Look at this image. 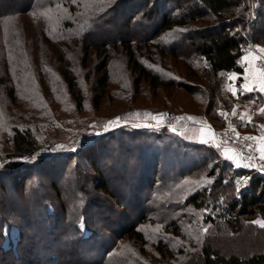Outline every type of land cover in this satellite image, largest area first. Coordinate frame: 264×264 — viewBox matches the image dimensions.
I'll list each match as a JSON object with an SVG mask.
<instances>
[{
	"label": "rangeland",
	"instance_id": "obj_1",
	"mask_svg": "<svg viewBox=\"0 0 264 264\" xmlns=\"http://www.w3.org/2000/svg\"><path fill=\"white\" fill-rule=\"evenodd\" d=\"M14 1L16 11H11L10 7L0 11V166L6 161L5 155L12 151L16 127L30 130L40 146H52L51 152L58 156L46 161L54 170L42 171L35 166L31 173L27 171L28 185L18 194L12 188L14 183L0 171V184L7 188L5 194L0 189V210L14 208L27 214L22 203L26 204L27 210L36 205L30 212L33 220L38 213L42 216L45 211L58 209L63 220L58 221L59 238L55 245L66 249L64 254L69 253L62 257L71 254L74 246L71 242L76 238L81 242L86 238L88 242L85 243L89 246L86 250L83 243L76 249L79 251L76 257L81 260L74 258L73 264H78L76 260H80V264H191L188 262L191 255L208 240L219 245L225 254H242L250 249L249 243L257 246L254 231L249 226L261 230L256 242L264 245V227L253 223L264 220V213L247 219L246 227L238 234L232 225L219 217L222 211L218 203L223 201L215 202L217 177L209 176L208 172L210 165L222 164V149L232 150L230 155L236 153L222 145L217 149L200 142L201 139H213L215 131L238 118L241 119L238 130L257 140L261 148L260 136L264 137V131L258 132L259 137H256L243 119L251 106L247 104L238 112L240 102L244 100L237 101L230 112H223L226 122L222 127L207 128L210 119L204 114L206 100L180 84L154 86L149 80H142L138 86L127 55L117 42L125 35L141 40L142 48H145L149 41L153 55L144 56L143 63L165 80L193 86L188 81L192 75L197 83L208 84L204 62L195 57L188 37L189 34L192 38L198 36L200 30L196 24L192 23L189 28H174L158 39L148 40L152 29L149 20L138 17L139 22L129 29L123 24L125 18H121V14L115 15L123 10L125 3L130 2L133 9L137 3L143 4L142 0H38L29 11L26 10L27 2ZM246 1L252 7L250 13L255 12V7L258 8L256 0ZM71 4L77 12L73 17L68 13ZM110 7L116 8L99 20L103 24L93 31L91 39L79 36L87 33L91 17ZM193 29L197 30L195 35H192ZM255 47L250 45L252 49ZM172 51L179 55L174 56ZM104 55L108 56L107 61ZM105 64L108 86L97 106L98 79ZM65 70H70L77 78L83 92V108L78 107L66 84ZM240 79V82L239 78L233 80L229 75L230 89L235 87L237 96L242 95L243 79ZM149 113L172 114L179 118L177 132L162 126H145L158 122L147 115ZM116 117H120L116 126L108 125V130L103 131L106 122ZM137 124L141 126L136 127ZM138 130L143 132L138 133ZM93 152L98 158L97 167L87 160ZM153 161H158L162 177L159 176L158 185L154 184L150 189L142 182L151 172L148 166ZM51 175L58 188L56 191ZM225 175L222 174L227 178ZM240 181L239 190L248 179ZM102 183L108 191L96 190ZM233 191L237 192V189ZM194 194L202 195L200 208L189 201ZM220 194L228 193L225 189ZM63 205L67 213L62 210ZM83 209L86 211L82 213ZM65 214L69 221H65ZM141 215L146 220L143 223L140 220L137 229L143 233V240L120 237V224L133 223ZM91 219L96 221V227H91L95 231L87 225ZM173 222L179 225L178 233L169 227ZM39 230L38 237L42 240L35 241L38 244L44 242L42 245L46 247L45 251L42 247L39 252H51L46 245L48 241L44 240L46 233L43 228ZM22 234L18 225L6 220L0 212L2 248L16 252ZM239 235L241 239H236ZM102 243L107 246V251H102L104 247L92 249V245ZM160 243L166 245L165 249L158 248ZM4 253L3 250L0 256ZM3 262L0 260V264H6Z\"/></svg>",
	"mask_w": 264,
	"mask_h": 264
},
{
	"label": "trees",
	"instance_id": "obj_2",
	"mask_svg": "<svg viewBox=\"0 0 264 264\" xmlns=\"http://www.w3.org/2000/svg\"><path fill=\"white\" fill-rule=\"evenodd\" d=\"M23 1L27 2V11H29L31 7L37 5L38 2V0ZM142 1L143 4L137 3L133 9L130 2L126 1L127 3L122 5L124 6V8L122 7L123 10L121 12L117 11L115 15L117 16L118 14H121V18H125V23L123 24L129 29L133 28L134 25L139 22H137L138 17L149 20L151 25L150 28L152 29L149 32L150 34L148 40L158 39L160 36L174 28H189L192 23L196 24V26H198V31L200 30L198 36H193L194 38H192L189 34L188 37H190V45L193 48L195 57H198L204 62L203 71L204 76L208 78V84H203L201 82L197 83L198 80L196 81L192 75H189L190 78L188 81L190 83L192 82L194 87L184 82L177 83L176 80H165L159 73H156L143 63L142 58L144 56L153 55L151 50L152 44L148 40H145L148 42L145 43V48H142L143 46L141 44V40H136L133 37H126L125 35H122L117 39V42H120L122 45V48L127 55L128 63L132 71L137 76V85L139 86L142 80H149L150 82L154 83V86H178L180 84L187 91H194L193 93L202 98L201 100H206L204 114L210 119L208 121L210 128L215 130L222 127L226 122V116L221 115V112H230L234 107L235 102L250 98V95L248 94L234 96L232 90L230 89L229 75L232 72H238L240 74L243 73L244 68L241 58L243 54L250 49L251 44L264 47V0H256L255 3L258 5V8L256 6L254 9L255 12L252 13H250L252 11V7L246 0ZM117 2L115 6L118 5ZM72 5L73 4L70 6L72 9L69 8L71 12L68 11L71 17L77 13L74 11L75 9ZM5 7L12 8L11 11H16V9H18L16 1L0 0V11L4 10ZM114 8L110 7L108 10L100 12L99 14L91 17L88 25L90 29L88 28L87 33L84 35L80 34L79 36L91 39L94 36L93 31H96V29L101 27L103 24L99 22V20L101 18L104 19L107 14L112 13ZM125 11H128L127 15L124 14ZM141 21L142 20H140V23ZM196 31L197 30L193 29L191 31L192 35H195ZM109 40L114 41L113 38H110ZM171 53L174 56L179 55L178 52L172 51ZM104 58L106 61L108 60V56H105ZM106 66L107 65L105 64L104 69L101 70L102 75L98 79V92L95 98V103L97 106L100 105L101 99L105 95L108 86L109 76ZM63 76L71 94H73V97L76 100L78 107L83 108V92L78 85L76 76L70 70H65L63 72ZM238 78L240 82V78H242V76H239ZM159 126L169 128L165 125ZM139 131L140 130L137 132H143ZM13 145L12 151L5 155L6 161L0 166V171L3 173L5 172L7 179L14 183L12 188L17 191L16 194H18L24 191L25 185H28L26 184L27 171L28 174L31 173L32 168L35 166L41 168L42 171L46 169L48 171L54 170V168L50 167L46 161L47 159L58 156V153L51 152V148H53L52 146H40L34 133L28 129L23 130L19 127L14 129ZM197 147L200 148V145H197ZM95 155L96 153L93 152L87 156V160H90V165L93 167H97L98 158H96ZM33 157H35V159H33ZM94 158L96 160H94ZM221 159L222 164L215 163L210 165V171L208 172V175L217 177L214 184V189L218 192L215 193V202H219L221 198H224V200H221L223 202L218 203V207L221 208L222 211V213L219 214V217L227 221L229 225H232L233 230L238 234L246 227L245 221L247 219H252L258 214L264 213V172L262 173L259 169H249L244 166L236 167L231 161L226 160L224 156H221ZM153 162L154 163L151 164L150 167L148 166L151 172L149 173L148 171L149 174L146 176V181L142 182L144 187L146 186L150 189L152 186H154V184L158 185V177H162V174L159 173L160 169L158 166V161ZM223 173L227 175L225 176L228 179L222 176ZM53 178L54 176H52L51 183H53V188L56 191L58 188ZM243 178L248 179L247 184L242 186L239 191H233L234 189H237V182L239 181L240 185V180ZM29 181L30 180H28V182ZM41 187L44 188L43 184ZM0 189L5 194V190H7V188L3 183L0 184ZM107 189V186L102 183L98 185L96 190L108 191ZM225 189L228 194H220V191H225ZM201 196L202 195L200 194L192 195L189 198L190 203L200 208L203 201ZM41 203L44 202H40V204ZM22 205L24 207V211L27 212V214H21L22 211L14 210V208H10L9 210H7V208H3V210H0V212L4 213L5 219H9L11 222L18 225L20 232L23 233V239H21L18 243L16 252L10 249H4L0 245V253H3V250L5 251V253L0 256V260L4 261L3 263L73 264L75 262L74 258L81 260L79 256L76 257V254L79 252L76 249L82 243L85 245V247H83L84 250L89 247H86L87 244L85 243H88L87 240H85L86 238L82 242L79 240V238H76V240L72 241L71 243H74V246L72 247L71 254L65 258L62 257V254L68 255L69 253L64 254L63 252H65L66 249L62 250L56 246L59 238V236H57L56 228L59 226V219L62 218L63 220V216H60L58 209H56L54 212L45 211L42 216H40L38 213L36 214V218H33L32 220L33 213L30 212L36 207V205H34V207L29 210L26 209L25 203H22ZM62 210L67 213L65 205H63ZM84 211L86 210L83 209L82 213ZM17 216L20 217L19 220L17 219ZM145 220V216L143 217L141 215L140 219L134 221L133 223L130 222L122 226L120 224V237H131L135 238L137 241L143 240V233L137 229V223L139 221L143 223ZM65 221H69L67 214H65ZM87 225L90 227L91 231H95L91 227H96V221L91 219ZM178 226L179 225L173 222L169 227L170 229H174L175 233H178ZM249 227H251V229L254 231L253 239L255 245L257 244L256 247H253L254 245L249 243L248 245H250V249H248L246 252H243L242 254H225L219 245L208 240L199 250L191 255V259L188 262L191 264H264V245H260L259 242H256V240H259L260 238L258 233L261 234V230L256 228L254 229L252 226ZM39 228H43V231L46 233V238L44 240H46L45 242L48 241L46 245H48L47 247L49 249H47L51 252H39L40 250L42 251V247L45 244L42 242L40 243L41 246H38L40 244L35 241L38 239V241L42 240L40 237H38ZM32 230L33 232H31ZM40 231L41 229L39 232ZM235 238L239 239L240 235L236 236ZM26 240L35 245L31 246V244H26ZM55 247L57 249H55ZM93 247L97 249L104 247L102 251H104V249L107 251V246H105L104 243L94 244L92 245V249H94ZM165 247L166 245L163 243L158 245L160 250L165 249ZM36 248L38 249L36 250ZM45 248L46 247H43V250ZM34 249L35 251L33 252ZM39 253L41 255H39ZM28 256L32 258L28 259ZM80 260H76V262L80 264Z\"/></svg>",
	"mask_w": 264,
	"mask_h": 264
},
{
	"label": "crops",
	"instance_id": "obj_3",
	"mask_svg": "<svg viewBox=\"0 0 264 264\" xmlns=\"http://www.w3.org/2000/svg\"><path fill=\"white\" fill-rule=\"evenodd\" d=\"M262 48L264 47L259 45V47L256 46L255 49L250 48L249 50H247L241 58V62L244 68L243 73L240 74L238 72H232L236 74L234 78L232 77L233 80H236L239 76H242L243 80L241 81L240 88L241 94L250 95V98L247 99V101L244 100L240 102L238 112L241 111L243 107H246L247 104L251 106L249 110L244 113L245 116L243 119H246V121L249 123V129L254 132L256 137H259L258 132L264 131V112L261 111V109H264V91L260 90L261 81L256 71L257 69H260L258 67V53H262V55H264V52L261 51ZM249 53H251L255 57V59L250 58L249 60H246L245 57ZM245 84H248L249 88H251L252 90H246L244 88ZM233 86L234 85H232V87ZM234 88L235 87H233L232 89ZM237 94L238 92L235 89L234 95L237 96ZM207 128L210 127L208 126ZM262 138L264 137L260 136L261 147L264 146V139Z\"/></svg>",
	"mask_w": 264,
	"mask_h": 264
},
{
	"label": "built area",
	"instance_id": "obj_4",
	"mask_svg": "<svg viewBox=\"0 0 264 264\" xmlns=\"http://www.w3.org/2000/svg\"><path fill=\"white\" fill-rule=\"evenodd\" d=\"M258 65L262 69L264 68V55L262 53H258ZM179 122V118L170 114L163 115V119L159 122H156L154 125H165L169 124L173 125L177 128ZM241 119H232L230 120L229 125H227L223 129H219L214 132V141L218 144H221L224 147L231 148L236 153L238 161L241 165L248 163L247 157L251 156L255 159L253 163L256 165L254 167H247L249 169H260L259 165L264 164V160H260V146L257 140L252 139V137H248L238 130V125L240 124ZM237 133L239 134L237 136ZM252 147L249 148L248 146Z\"/></svg>",
	"mask_w": 264,
	"mask_h": 264
},
{
	"label": "snow or ice",
	"instance_id": "obj_5",
	"mask_svg": "<svg viewBox=\"0 0 264 264\" xmlns=\"http://www.w3.org/2000/svg\"><path fill=\"white\" fill-rule=\"evenodd\" d=\"M101 2H102V0H101ZM258 47H259V46H258ZM261 51L264 52V48H262ZM250 58H251V59H255V57H254L251 53H249V54L245 57L246 60H249ZM256 71H257V73H258V75H259V79H260V81H261V87H260V90H261V91H264V68H262V69H257ZM230 75H231V77L234 78L236 74H235V73H232V74H230ZM244 88H245L246 90H249V91L252 90L251 88H249L248 84H245V85H244ZM232 91L235 93V89H232ZM261 111L264 112V109H261ZM147 115L152 116V118L155 119V120H157L158 122H159L160 120L163 119V114H151V113H149V114H147ZM221 115H224V113L221 112ZM188 119L193 120V119H195V118H194V117H188ZM119 120H120V117H116V118L113 119V120H109V121H107V122H106V125L103 127L102 130H103V131H107V130H108V127H107L108 125H111V126H113V127L116 126V124H117V122H118ZM93 126H95V125H93ZM135 126H136V127H140L141 125L137 124V125H135ZM145 126H149V127H152V126L159 127V123H158L157 125H145ZM168 127H169V129H170L171 131H173V132H177V129H176L173 125L169 124ZM209 127H210V126H209ZM238 135H239V134L237 133V136H238ZM262 139H264V138H262ZM200 142H201V143H204V144H207V145H209L210 147H215V148H217V149H221V144L215 143L214 139H201ZM57 147H63V145H58ZM248 147L251 148L252 146L249 145ZM230 151H232V150H229V149H222L221 154L224 156V158H225L226 160L231 161L232 164H234L236 167H240V166H244V167H254V166H256V165L253 163V160L255 159L254 157H251V156L247 157L248 163L241 165L240 162L238 161V159H237L236 156H234V155H230V154H229ZM259 151H260V160H264V146H262V147L259 149ZM33 159H35V157H33ZM259 167H260L261 170H264V164H260ZM237 191H239V181L237 182ZM221 199H223V198H221ZM253 223H257V224H259L261 227H264V220H256V221H253Z\"/></svg>",
	"mask_w": 264,
	"mask_h": 264
}]
</instances>
